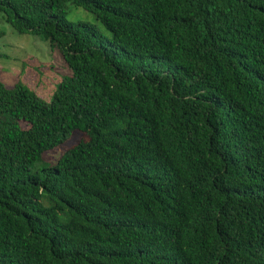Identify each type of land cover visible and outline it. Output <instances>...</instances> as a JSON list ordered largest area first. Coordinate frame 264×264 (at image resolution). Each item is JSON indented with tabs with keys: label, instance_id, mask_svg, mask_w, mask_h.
Masks as SVG:
<instances>
[{
	"label": "trees",
	"instance_id": "trees-1",
	"mask_svg": "<svg viewBox=\"0 0 264 264\" xmlns=\"http://www.w3.org/2000/svg\"><path fill=\"white\" fill-rule=\"evenodd\" d=\"M0 13L71 72L50 103L0 81V264H264V0Z\"/></svg>",
	"mask_w": 264,
	"mask_h": 264
},
{
	"label": "rangeland",
	"instance_id": "rangeland-1",
	"mask_svg": "<svg viewBox=\"0 0 264 264\" xmlns=\"http://www.w3.org/2000/svg\"><path fill=\"white\" fill-rule=\"evenodd\" d=\"M67 20L93 26L98 32L108 36L95 22L94 17L81 8L69 7ZM0 81L8 89L16 85L26 88L44 103H50L64 77L71 72L57 49L47 42L30 35L17 34L2 19L0 13ZM80 132L72 133L61 147L47 152L44 161L54 165L62 154L82 140Z\"/></svg>",
	"mask_w": 264,
	"mask_h": 264
}]
</instances>
